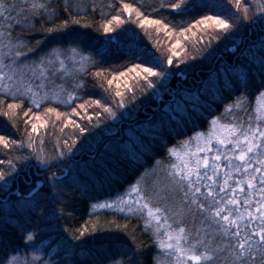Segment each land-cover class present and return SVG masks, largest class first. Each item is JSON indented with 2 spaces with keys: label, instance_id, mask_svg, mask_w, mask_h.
Returning a JSON list of instances; mask_svg holds the SVG:
<instances>
[{
  "label": "trees",
  "instance_id": "1",
  "mask_svg": "<svg viewBox=\"0 0 264 264\" xmlns=\"http://www.w3.org/2000/svg\"><path fill=\"white\" fill-rule=\"evenodd\" d=\"M160 2L123 0L139 9L142 15L137 17L135 11L130 15L122 11L121 0H72L84 9L72 11V15L80 19L79 25H70L63 33L34 31L30 35L31 45L42 41L37 56L52 47H76L81 54L90 56L91 61L77 74V80L82 81L84 87L74 92V100L69 104L45 101L37 109L26 100L21 103L2 97L4 103L0 104V113L7 111L9 115L0 114V135L22 141L24 146L3 148L0 145V160L28 157L14 161L17 172L14 178H9L7 185L0 181V241L8 246V250L23 249L25 232H32L35 234V240L31 242L34 248L47 250L53 257L62 258L65 264L68 261L97 264L101 258L97 254L101 238L116 234L127 239L124 232L116 231L117 225H126L128 235L146 246L144 264H152L156 249L151 243V233L144 231L143 222L114 209L95 208L93 204L123 191L141 173L152 169L157 159L165 157L168 146L176 145L194 132L206 131L208 121L218 116L223 108L222 104L215 103L220 98L219 86L226 83L229 76L238 75L250 65L258 67L260 42L264 37V29L259 23L236 21L242 16L244 3L252 6L249 11L252 15L255 10L252 0H242L240 12L233 6L235 0H187L188 7L183 13L170 7L160 8ZM53 3L59 7L61 19L68 18L69 14L63 12L65 0H53ZM113 15H120L124 22L119 26L113 22V31L105 33L103 25ZM206 15H219L235 22L236 26L229 31H218L196 25V21ZM259 15L254 19L259 20ZM144 16L168 23L169 29L164 30L161 25V31L157 32L156 25L141 26L140 20ZM85 24L89 26L83 27ZM190 25H194L191 31H181ZM37 28H40L39 23ZM167 31L172 35H167ZM177 40L179 47L174 48ZM175 51L180 55L173 56V63L167 64V57ZM154 64L157 71H166V76L149 77L152 88H148L143 80L146 74L142 68L137 69L141 72L140 77L130 71L134 65L150 67ZM97 72L102 75L97 76ZM121 72L123 77L119 76ZM114 76L118 78L108 85L107 80ZM61 84L62 80H59ZM71 84V77L65 78L63 86L69 91H72ZM117 90L124 93L123 108L118 106L119 98L113 100ZM255 95L253 90L250 111ZM95 100L110 107L116 115L111 116L103 107H96L92 103ZM9 103H20L21 106L9 110ZM45 108L56 109L59 117L56 113L43 114ZM74 108L76 112L72 111ZM25 112L32 117L28 123H25ZM37 114L41 117L39 121L34 118ZM45 121V127L32 133L36 149L33 153L27 147L31 124L39 125ZM75 124L86 131L81 133ZM66 141L73 151H66L63 157L54 159ZM141 141L151 144L152 151L139 162L130 164L121 158L117 163L114 158L117 149ZM41 148L52 167H46L36 159ZM3 167L0 165V169ZM51 173L69 177L55 192L48 180ZM71 177H82L83 181L77 184ZM25 201L29 202L28 206ZM35 203L39 207L32 209L31 205ZM94 228L103 231L92 233ZM80 230H86L97 239L86 235L83 242L73 240L72 235Z\"/></svg>",
  "mask_w": 264,
  "mask_h": 264
},
{
  "label": "snow or ice",
  "instance_id": "2",
  "mask_svg": "<svg viewBox=\"0 0 264 264\" xmlns=\"http://www.w3.org/2000/svg\"><path fill=\"white\" fill-rule=\"evenodd\" d=\"M121 3L124 13L130 15L135 11L137 17L142 15L133 4L123 3V0ZM252 4L255 10L250 16L252 6L244 3L242 7V0H235L233 6L238 12L242 7V16H238L236 21L243 19L253 24L259 23L264 29V0H252ZM159 7H170L183 13L188 4L187 0H178L175 3L171 0H161ZM74 9L84 10L82 6L72 3V0H65L63 12L69 15L68 18L61 19L60 9L53 0H0V104L4 103V96L21 103L27 98V102L37 109L49 98L64 104L74 100V92L84 87V83L77 80V74L84 71L91 57L81 54L76 47H52L37 56L42 41L31 45L30 40L34 31L45 34L63 33L70 25H79L80 19L72 15ZM257 14H260L259 20L254 19ZM113 22L119 26L124 21L120 15H113L103 25L105 33L113 31ZM37 23L40 24L39 29ZM140 25H156L157 32L161 31V25L164 30L169 29L168 23L147 16L140 20ZM196 25L205 29L229 31L236 23L219 15H206L196 21ZM193 26L190 25L188 29L181 31H191ZM166 34L172 35L171 31ZM179 43L177 40L173 47L178 48ZM260 45L258 67L250 65L238 75L229 76L227 82L219 86L220 98L215 103L222 104L223 108L218 116L208 121V129L194 132L192 136L177 142L176 145L168 146L165 157L157 159L152 169L147 170V175L156 177L151 185L141 184L138 180L123 195L110 202L93 205L114 208L141 220L144 231L151 233V243L156 249L152 264H264V37ZM179 55V51L173 52L167 57V64H172L173 56ZM69 62L75 69L74 72H68L66 65ZM141 68L146 74L142 78L148 88L153 87L149 77L166 76V71H157L155 64L150 67L134 65L130 71L136 72L137 77H140L141 72L137 69ZM61 71L62 84L49 88L48 85L52 82L50 78ZM96 75L100 76L102 73L97 72ZM68 76L72 80V91L63 86L65 77ZM119 76L123 77L124 73H119ZM117 78L114 76L113 79L107 80V84L112 85ZM125 88L132 91L127 85ZM253 90L256 92L255 103L250 111V96ZM116 98H119L118 106L123 108L124 93L117 90L113 100ZM92 103L96 107H103L104 112L109 115H116L110 107L101 105L99 100ZM20 106V103L7 105L9 110L19 109ZM72 111L76 112V109ZM50 113H56V109H46V114ZM0 114L8 116L9 112ZM96 114L99 116V112ZM24 115L25 123H28L32 117H28L27 112ZM56 115L59 117L60 114ZM34 118L36 121L41 119L38 114ZM46 123L47 121L39 125L31 124L27 147L31 148L33 153L36 149L32 133L45 127ZM15 126L13 123V127ZM75 127L79 128L81 133L86 131L78 124H75ZM72 144H75V141H72ZM0 145L3 148H22L24 143L0 135ZM66 151H73L67 141L54 159L63 157ZM151 151L152 145L141 141L117 149L114 158L117 163L123 158L131 164L139 162ZM16 159L26 160L28 157L0 160V165L4 166L0 169V181H3L4 185H7L9 178H14L17 172L14 162ZM36 159L46 167H52L42 148L36 154ZM141 177H145V173H141ZM66 179H69L67 175L57 177L56 173H51L48 180L51 182L52 191L55 192ZM71 179L77 184L83 181L82 177ZM84 186L86 188V183ZM170 199L175 201L174 205L168 202ZM28 204L29 202L25 201V206ZM36 207H39L38 203L31 205L32 209ZM98 231L103 229H92V233ZM116 231L124 232L128 238L116 234L101 238L97 253L101 258L97 264H144L143 254L146 246L138 243L134 236L128 235L126 225H117ZM86 235L93 240L97 239L86 230L73 234L72 239L83 242L82 238ZM23 240V249L10 250L0 241V252L4 253L0 255V264H65L62 258L53 257L47 250L34 248L31 243L35 240L34 233L25 232ZM68 264L74 262L68 261Z\"/></svg>",
  "mask_w": 264,
  "mask_h": 264
},
{
  "label": "rangeland",
  "instance_id": "3",
  "mask_svg": "<svg viewBox=\"0 0 264 264\" xmlns=\"http://www.w3.org/2000/svg\"><path fill=\"white\" fill-rule=\"evenodd\" d=\"M74 1H76V0H74ZM66 68H67L68 72H70V73L75 71V69L73 68V66H72V64H71L70 62L66 65ZM62 74H63V72L61 71V72H60L59 74H57L55 77L50 78L52 82L49 83L48 87H49V88H53V85H59V80H61L60 76H61ZM65 78H66V79H67V78H70V76L65 77ZM37 83H39V81H37ZM68 91H69V90H68ZM62 98H64V97H62ZM25 100L27 101V98H25ZM47 101L59 102V100H57V99H52V98H49ZM43 103H45V102H43ZM45 109H47V108H45ZM45 111H46V110H45ZM45 111L43 112V114L46 113ZM52 114H53V113H52ZM54 114H55V113H54ZM173 159H174V158H173ZM161 175H162V173H161ZM155 179H156L155 176H149V175H147V172H146V173H145V177H141V176H140V177H139L135 182H133L132 184L137 183V181L139 180L141 184H145V183H147L148 185H151L152 181L155 180ZM132 184L128 185L123 191H121V192H119V193H116V194L113 195L112 197L107 198V199H104V200H100V201L94 203L93 205H98V204H101V203L110 202V201L114 200L116 197H118V196H120V195H123L124 193L128 192V191L130 190V186H131ZM168 202L172 203L173 205L175 204V201H174V200H171V199H170ZM95 208H100V207H95ZM109 209H114V208H109ZM114 210H116V209H114ZM123 213H126V212H123Z\"/></svg>",
  "mask_w": 264,
  "mask_h": 264
}]
</instances>
